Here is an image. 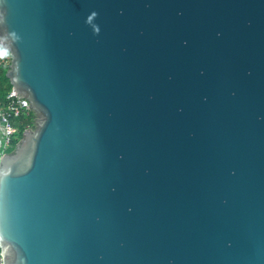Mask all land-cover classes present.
I'll return each instance as SVG.
<instances>
[{
    "label": "water",
    "instance_id": "95a60500",
    "mask_svg": "<svg viewBox=\"0 0 264 264\" xmlns=\"http://www.w3.org/2000/svg\"><path fill=\"white\" fill-rule=\"evenodd\" d=\"M34 128L0 158L3 264H264V0H0Z\"/></svg>",
    "mask_w": 264,
    "mask_h": 264
},
{
    "label": "built area",
    "instance_id": "2783aa9c",
    "mask_svg": "<svg viewBox=\"0 0 264 264\" xmlns=\"http://www.w3.org/2000/svg\"><path fill=\"white\" fill-rule=\"evenodd\" d=\"M0 49L6 53V50L1 47V44ZM4 58H6L5 55H2V59ZM30 111L29 102L11 88L6 95V102L0 104V158L10 148H14L19 141L15 119L27 115ZM29 129H32V127H26L24 131ZM3 262L4 252L0 248V264H3Z\"/></svg>",
    "mask_w": 264,
    "mask_h": 264
},
{
    "label": "trees",
    "instance_id": "16d2710c",
    "mask_svg": "<svg viewBox=\"0 0 264 264\" xmlns=\"http://www.w3.org/2000/svg\"><path fill=\"white\" fill-rule=\"evenodd\" d=\"M2 49H0V53H2ZM8 69V65L2 59V55L0 54V104H4L6 102V95L11 89V85L6 78V71ZM7 82L4 86L2 82ZM35 123V115L32 111H30L25 116H20L15 119V125L17 127V137L20 139L22 137V133L24 132L26 127H33Z\"/></svg>",
    "mask_w": 264,
    "mask_h": 264
},
{
    "label": "rangeland",
    "instance_id": "374dc122",
    "mask_svg": "<svg viewBox=\"0 0 264 264\" xmlns=\"http://www.w3.org/2000/svg\"><path fill=\"white\" fill-rule=\"evenodd\" d=\"M2 55H5V57L6 58H4L3 60H4V62H5V64L6 65H9V63H10V55H9V53L6 51V53H4V52H2ZM34 128V126L32 127V129ZM20 140V139H19ZM14 148H10L6 153H9V152H11L12 150H13Z\"/></svg>",
    "mask_w": 264,
    "mask_h": 264
},
{
    "label": "crops",
    "instance_id": "0c3cea01",
    "mask_svg": "<svg viewBox=\"0 0 264 264\" xmlns=\"http://www.w3.org/2000/svg\"><path fill=\"white\" fill-rule=\"evenodd\" d=\"M7 82L3 81L2 84L5 86Z\"/></svg>",
    "mask_w": 264,
    "mask_h": 264
},
{
    "label": "clouds",
    "instance_id": "9594fccd",
    "mask_svg": "<svg viewBox=\"0 0 264 264\" xmlns=\"http://www.w3.org/2000/svg\"><path fill=\"white\" fill-rule=\"evenodd\" d=\"M0 19H2V18H0Z\"/></svg>",
    "mask_w": 264,
    "mask_h": 264
},
{
    "label": "snow or ice",
    "instance_id": "6c2138e0",
    "mask_svg": "<svg viewBox=\"0 0 264 264\" xmlns=\"http://www.w3.org/2000/svg\"><path fill=\"white\" fill-rule=\"evenodd\" d=\"M0 54H2V53H0Z\"/></svg>",
    "mask_w": 264,
    "mask_h": 264
}]
</instances>
